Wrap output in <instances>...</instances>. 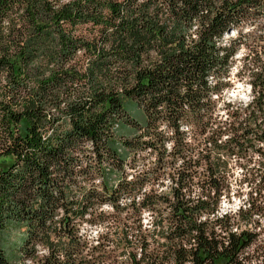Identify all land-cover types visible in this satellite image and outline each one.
I'll return each instance as SVG.
<instances>
[{
    "label": "trees",
    "instance_id": "trees-1",
    "mask_svg": "<svg viewBox=\"0 0 264 264\" xmlns=\"http://www.w3.org/2000/svg\"><path fill=\"white\" fill-rule=\"evenodd\" d=\"M262 18L264 0H0V264H105L80 231L104 205L110 264H249L258 234L219 204L231 158L264 191L260 52L249 103L222 94Z\"/></svg>",
    "mask_w": 264,
    "mask_h": 264
},
{
    "label": "rangeland",
    "instance_id": "rangeland-1",
    "mask_svg": "<svg viewBox=\"0 0 264 264\" xmlns=\"http://www.w3.org/2000/svg\"><path fill=\"white\" fill-rule=\"evenodd\" d=\"M242 35V45L232 59L228 87L224 90L222 98L231 105L245 106L251 99L249 82L252 79L250 72L255 67L259 68V63L253 61L255 55L253 52H260L258 57L264 60V18L260 20L257 26L244 27ZM231 38H237L235 32H230L225 36L226 40ZM246 54L249 55L247 59L245 58ZM229 161H231V170L228 177V187L220 199L219 213L236 215L239 210L245 213L249 220L247 225H243L244 223L240 221V228L249 229L258 234L257 239L246 251L247 259L249 264H259L264 257V191L260 190L259 183L254 177L244 175L242 169L233 166L235 161L233 158ZM8 162L9 159L0 158V167H3ZM125 172L128 178L133 175L131 170L126 169ZM99 213L100 216L94 219L97 225L93 226L90 223H84L81 225L80 231L87 237L89 244L95 246L97 242L99 243V248L97 249L99 259L102 258L105 260V264H110L113 256L115 257L117 254L115 250L120 248L119 229L115 227L117 225L112 221L116 212L109 206L104 205L100 208ZM122 215L128 220L127 224L129 226L141 227L143 236H148L149 238L153 227L151 224L152 218L147 212L140 214V212H134L133 209L128 208L123 210ZM132 243H135L136 246L139 245L134 240ZM152 247L153 244L150 241L149 248Z\"/></svg>",
    "mask_w": 264,
    "mask_h": 264
}]
</instances>
